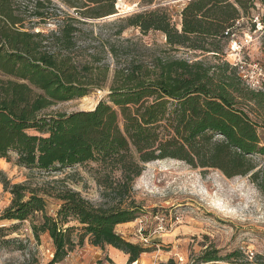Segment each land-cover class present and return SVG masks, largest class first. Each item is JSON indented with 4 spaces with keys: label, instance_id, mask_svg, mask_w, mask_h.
<instances>
[{
    "label": "trees",
    "instance_id": "16d2710c",
    "mask_svg": "<svg viewBox=\"0 0 264 264\" xmlns=\"http://www.w3.org/2000/svg\"><path fill=\"white\" fill-rule=\"evenodd\" d=\"M60 1L75 13L53 0H0V157L10 161L14 152L17 165L45 170L96 162L104 197L116 202L96 205L64 185L49 193L61 201L54 216L36 190L3 179L13 198L2 218L24 221L40 213L31 229L37 238L41 233L52 238L51 264L62 262L74 249L76 231L78 243L88 238L94 246L117 248L128 255L127 264L151 251L116 229L143 211L133 189L144 163L173 158L219 169L227 177L250 174L264 192V170L255 159L264 157V91L249 88L225 59L231 33H238L237 21L243 20L251 0H185L178 20L167 5L124 17L120 30L159 31L170 50L185 48L213 60L164 53L148 67L132 63L117 72L120 84L95 108L72 112L49 110L91 92L89 66L79 67L74 56L81 16L114 14L116 0ZM258 18L254 31L258 22L264 29V17ZM49 20L58 21L55 29L34 30ZM243 256L241 249L222 255L211 245L192 264H254ZM168 264L176 263L170 259Z\"/></svg>",
    "mask_w": 264,
    "mask_h": 264
},
{
    "label": "rangeland",
    "instance_id": "374dc122",
    "mask_svg": "<svg viewBox=\"0 0 264 264\" xmlns=\"http://www.w3.org/2000/svg\"><path fill=\"white\" fill-rule=\"evenodd\" d=\"M184 1L156 0L151 5H144L141 0H116L114 8L119 13L117 16L80 15L84 22L78 24L81 33L74 56L79 67L89 66L87 72L91 92L87 99L90 98L60 102L49 111L72 112L95 108L100 100L107 98L112 87L120 84V80L116 79L118 71H126L132 63H143L148 67L159 54L169 53L173 57L189 60L208 57L212 61L209 54L200 55L185 48L170 50L165 36L159 31L143 33L136 27L120 30L125 24L124 17L161 5L169 6L175 20H178ZM53 2L75 13L60 0ZM248 5L247 11L242 14L236 39L241 45L239 53L247 60L264 63L263 26L258 22L256 30H253V22L259 21V16L264 17V0H251ZM57 24V20H49L37 25L34 30L49 33ZM234 47L230 43L225 49V59L232 61L235 58ZM16 158L14 152L10 153V161L0 157V264H51L55 251L52 238L49 233H41L37 238L31 229L33 220L38 222L41 218L40 213L24 221L2 218L13 198L3 179L11 184L25 183L30 190H36L45 198L48 214L54 216L61 201L49 193L64 185L80 191L96 205L109 206L116 201L104 197V188L96 180L95 170L99 166L96 162L45 170L19 166ZM255 159L258 168L264 170V157L256 156ZM133 194L135 200L142 204L143 211L134 221L122 226L125 234L119 231L120 226L116 229L129 241L151 249L135 264H168L170 259H174L176 264H192L194 256L211 245L220 249L222 255L241 249L245 260L254 264L264 261V192L251 180L250 174L227 177L216 168L193 167L173 158L158 159L143 164L141 175L134 181ZM158 213L168 217L178 214L181 222L174 224L167 233L151 234ZM140 218L147 220L142 233L139 231ZM68 225L77 223L70 222ZM141 234L148 235L149 241L143 242ZM73 238L77 244L63 260L68 264H127L124 256L111 253L109 246H94L88 238L78 243L77 231L73 233ZM219 263L231 264L227 260Z\"/></svg>",
    "mask_w": 264,
    "mask_h": 264
},
{
    "label": "built area",
    "instance_id": "2783aa9c",
    "mask_svg": "<svg viewBox=\"0 0 264 264\" xmlns=\"http://www.w3.org/2000/svg\"><path fill=\"white\" fill-rule=\"evenodd\" d=\"M241 21H237V25L240 24ZM261 25V23L259 22ZM229 34V31L227 32ZM237 32L231 33L230 43L233 44L234 49L236 50L235 58L230 61L232 65H234L239 72V75L242 77L243 81L246 85L257 91H264V64L258 60H247L244 56L239 53L241 49V45L236 42ZM230 45V44H229ZM181 218L178 214L168 217L165 214L158 213L155 215V226L153 227L151 234H164L167 233L170 228L173 227L174 224L180 223ZM147 224L146 218L139 219V231L142 233L145 230V225ZM141 239L143 242L149 241V236L145 234H141ZM57 264H68L67 261H63Z\"/></svg>",
    "mask_w": 264,
    "mask_h": 264
},
{
    "label": "crops",
    "instance_id": "0c3cea01",
    "mask_svg": "<svg viewBox=\"0 0 264 264\" xmlns=\"http://www.w3.org/2000/svg\"><path fill=\"white\" fill-rule=\"evenodd\" d=\"M128 223H131V222H126V223H121V224H118L117 226H120L119 228V231L120 232H122V233H124L123 232V227L122 226H125L126 224H128ZM125 234V233H124ZM109 246V245H108ZM110 247V252L111 253H113V254H115V255H122V256H124V260L125 261H128V255L127 254H125L123 251H121V250H119V249H117V248H114V247H112V246H109ZM72 256V255H71ZM70 256V257H71Z\"/></svg>",
    "mask_w": 264,
    "mask_h": 264
},
{
    "label": "bare ground",
    "instance_id": "6f19581e",
    "mask_svg": "<svg viewBox=\"0 0 264 264\" xmlns=\"http://www.w3.org/2000/svg\"><path fill=\"white\" fill-rule=\"evenodd\" d=\"M84 97H85V99H87V96H84ZM89 98H90V97H89ZM89 98H88V99H89ZM88 99H87V100H88ZM83 101H84V100H83ZM89 101H90V100H89ZM91 102H92V101H91ZM83 103H85V102H83ZM89 103H90V102H89ZM92 103H93V102H92ZM93 104H94V103H93ZM84 105H85V104H84ZM87 105H88V104H87ZM93 108H94V107H93Z\"/></svg>",
    "mask_w": 264,
    "mask_h": 264
},
{
    "label": "water",
    "instance_id": "95a60500",
    "mask_svg": "<svg viewBox=\"0 0 264 264\" xmlns=\"http://www.w3.org/2000/svg\"><path fill=\"white\" fill-rule=\"evenodd\" d=\"M117 15H119V13H117V12H115V14H113V16H117Z\"/></svg>",
    "mask_w": 264,
    "mask_h": 264
}]
</instances>
